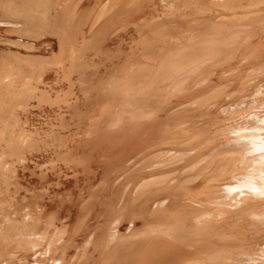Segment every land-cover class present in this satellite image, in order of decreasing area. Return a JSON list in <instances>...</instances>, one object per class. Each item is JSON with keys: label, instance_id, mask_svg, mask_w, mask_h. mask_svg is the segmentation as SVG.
<instances>
[{"label": "bare ground", "instance_id": "6f19581e", "mask_svg": "<svg viewBox=\"0 0 264 264\" xmlns=\"http://www.w3.org/2000/svg\"><path fill=\"white\" fill-rule=\"evenodd\" d=\"M1 46L0 264H264V0H0Z\"/></svg>", "mask_w": 264, "mask_h": 264}, {"label": "rangeland", "instance_id": "374dc122", "mask_svg": "<svg viewBox=\"0 0 264 264\" xmlns=\"http://www.w3.org/2000/svg\"><path fill=\"white\" fill-rule=\"evenodd\" d=\"M42 38H44V37H40V39H42ZM46 38H49V37H45L44 39H46ZM52 41V40H51ZM53 46V48H52V51L54 52V50H57V46L56 45H52ZM112 46V45H111ZM4 48H6V47H4ZM1 50H0V54H2V55H0V65H3V64H8V65H10L11 63H9V62H13L14 64H19L18 62H17V59L15 58V56L16 55H18V54H16L15 55V52H13V53H11L10 52V54H14L13 56L12 55H10V57H6V54H4V52H3V47L1 46V48H0ZM3 52V53H2ZM5 52H8V51H5ZM20 54H22L23 55V53H20ZM52 53H50V52H45L44 53V55H46V56H50ZM10 60V61H9ZM7 61V62H6ZM12 65V64H11ZM10 68H11V70H13L14 69V66L12 65V66H9ZM6 67H4L2 70H1V73H0V86L1 85H3V81L5 80V77L4 76H2V74H3V71H4V69H5ZM13 68V69H12ZM23 70H25V71H27V73L28 72H30L31 71V69H30V67L29 68H26V69H23ZM29 70V71H28ZM25 71H23L24 72V74L22 73L21 74V76H20V74H18L19 76V79H18V82H19V84L17 83V85L18 86H26V72ZM16 77V76H15ZM24 77V78H23ZM2 78L4 79V80H2ZM23 78V79H22ZM23 80V81H22ZM25 80V81H24ZM13 93V92H12ZM12 93H9L8 94V97H9V95H11ZM19 99V98H18ZM9 101V100H8ZM12 102V101H11ZM1 112H3V111H1ZM1 114V113H0ZM3 117V116H2ZM5 118H6V116H4L3 118H1V120H0V122H3L4 120H5ZM8 120H10V122H7L8 123V125H11V126H13L14 127V124H13V122H14V119L13 118H8ZM6 121V120H5ZM11 123V124H10ZM14 123H17V121L16 122H14ZM21 123H19L18 125H20ZM23 124V123H22ZM0 125H1V123H0ZM43 131H44V129H43ZM1 148L2 147H0V157H2V158H4V159H1V161H0V163L2 164L4 161H6V158H10V156L9 155H5V154H2L1 155V152L3 151V149H4V147L2 148V151H1ZM5 156V157H4ZM9 156V157H8ZM0 164V165H1ZM2 166V165H1ZM34 166H33V162H31V163H27L25 166H23V167H21L19 170H18V172L16 173V170H15V168H14V175H16V174H19L21 177H22V180H21V182H23L24 184H27V183H29V185L32 187V190L33 191H37V192H43L44 193V197L41 199V201H40V204H44L46 207H45V211H44V215H47V214H50V213H55V215H56V217L54 218V221H52V225L50 224V225H48V229H49V233H51V232H55V230H53L56 226L55 225H60V223H64L63 221H67L68 220V222H66L65 223V225L68 223V229H70L71 228V226L72 225H74L75 224V212H74V214H72V216H68V209H69V200H71V198L73 197V195H68L67 194V192H69V190L72 188V191H74V193H75V195H76V193L77 192H79V188L82 186V184H83V179H82V176H80V178H79V183L78 184H76V183H74L75 182V180L73 179V178H68V177H63V179H61V182L59 181L58 182V184H51V182H52V176L51 175H47L46 176V178H39V174L38 173H36V174H33L32 175V168H33ZM7 168V169H6ZM2 167V171H4V173L2 172L1 174H0V182L1 183H3L2 184V186L4 185V182L5 181H8V178L9 177H11L12 175L8 172L7 173V171L9 170V168L8 167ZM4 169V170H3ZM6 169V170H5ZM6 174H9V175H6ZM4 177H3V176ZM5 175L6 176H8V178L7 179H5L6 177H5ZM13 175V176H14ZM4 179H3V178ZM5 186H7L6 184H5ZM78 186V187H77ZM55 191H58V193L57 194H61V195H59V196H57V198H55V200H52V201H50V197L53 195V193L55 192ZM39 192V193H40ZM64 192V193H63ZM79 195H77V197H78ZM70 197V198H69ZM85 197H87V196H85ZM47 198H49V199H47ZM27 198L26 197H20V203L23 201L24 202V200H26ZM24 206H26V205H23V206H20L19 208H18V210H21L20 211V213L22 214V212H25L24 211ZM23 208V209H22ZM57 209H59L60 211L58 212L57 211ZM35 211L37 210L36 208L34 209ZM54 211H56V212H54ZM58 216V217H57ZM73 218V219H72ZM92 219L93 218H91V219H89L88 221H87V223H90V225H91V227H94V226H96L97 224H96V222H91L92 221ZM51 226H54V227H51ZM50 227V228H49ZM73 227V226H72ZM122 227H124V224H123V226ZM84 228H85V225H83L80 229H79V232H78V234H77V236H76V239H77V243H81L82 241H83V239H85L86 238V236H87V233H85V231H84ZM68 233V232H67ZM80 239V240H79ZM71 251H70V253H72L73 251H75V249H73V248H71L70 249ZM70 256L72 257L73 255H71L70 254Z\"/></svg>", "mask_w": 264, "mask_h": 264}]
</instances>
